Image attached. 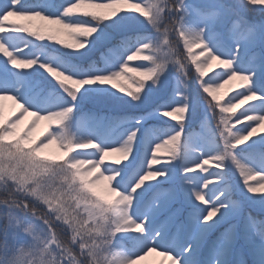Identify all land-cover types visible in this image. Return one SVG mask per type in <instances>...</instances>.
I'll list each match as a JSON object with an SVG mask.
<instances>
[{
    "label": "snow or ice",
    "instance_id": "snow-or-ice-1",
    "mask_svg": "<svg viewBox=\"0 0 264 264\" xmlns=\"http://www.w3.org/2000/svg\"><path fill=\"white\" fill-rule=\"evenodd\" d=\"M152 253L264 264V0H2L0 264Z\"/></svg>",
    "mask_w": 264,
    "mask_h": 264
},
{
    "label": "rangeland",
    "instance_id": "rangeland-1",
    "mask_svg": "<svg viewBox=\"0 0 264 264\" xmlns=\"http://www.w3.org/2000/svg\"><path fill=\"white\" fill-rule=\"evenodd\" d=\"M2 2V1H1ZM198 51V50H197ZM227 85H224L223 88H221L218 92L217 95L223 97L224 99H227V96H225L224 94L227 93L229 96L233 95L232 93H230L227 90ZM223 103V100H222ZM5 112L7 113V111L9 110V108L11 107V102L10 101H5ZM247 105H244V107H246ZM243 108L242 107H238L237 108V112L242 111ZM45 121H41L39 123V125L37 126L36 132L39 133L43 130V127L45 125ZM171 123V121H170ZM236 127H240V125H236ZM50 152L55 153V148L54 146L52 148L49 149ZM83 151H87V150H83ZM119 158V154H112V156L110 157V159H118ZM212 170H216V169H212ZM163 257H160L158 255H156L155 253L149 254L147 257L144 258V260L140 261L139 264H161V261L163 260ZM166 264V262H165Z\"/></svg>",
    "mask_w": 264,
    "mask_h": 264
},
{
    "label": "trees",
    "instance_id": "trees-1",
    "mask_svg": "<svg viewBox=\"0 0 264 264\" xmlns=\"http://www.w3.org/2000/svg\"><path fill=\"white\" fill-rule=\"evenodd\" d=\"M2 0H0V2H1ZM197 51V50H196ZM238 83V81H236V80H233V81H231V82H229V84H226L228 87H227V90L230 92V93H232L233 94V92H235V91H239V89H236L235 88V85Z\"/></svg>",
    "mask_w": 264,
    "mask_h": 264
}]
</instances>
